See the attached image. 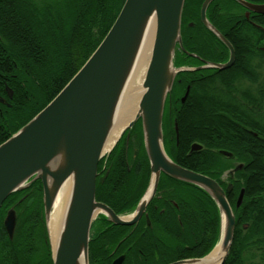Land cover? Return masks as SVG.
Instances as JSON below:
<instances>
[{"label": "water", "instance_id": "95a60500", "mask_svg": "<svg viewBox=\"0 0 264 264\" xmlns=\"http://www.w3.org/2000/svg\"><path fill=\"white\" fill-rule=\"evenodd\" d=\"M185 0H125L115 21L100 44L62 90L27 124L0 144V207L14 192L27 188L33 181L42 184V203L52 264H89V236L92 222L104 215L115 225H131L138 220L153 197L160 174L201 189L215 204L220 229L217 243L201 258L179 260L171 264H213L219 246L229 253L235 217L218 183L206 176L181 167L164 150L162 118L164 105L180 72L193 71L174 66L176 48L185 49L181 39V17ZM201 21L228 49L224 64L208 63V68L224 70L234 62L231 44L205 18ZM257 15H264V5H250L237 0ZM153 40L147 63L138 111L122 132L140 120L145 154L149 164V181L131 219L115 215L95 200L97 165L106 153L110 131L122 104L126 85L150 25ZM196 57V55H190ZM11 96V95H10ZM185 99V96L184 98ZM184 101V100H183ZM0 102H4L0 99ZM194 144L192 150L199 149ZM69 184L67 212L60 238L54 249L47 226L61 187ZM151 189L149 197L144 200ZM228 190V189H227ZM241 189L236 201L243 200ZM4 230L12 240L16 216L10 210ZM244 228H247L245 226ZM122 258L113 264H120Z\"/></svg>", "mask_w": 264, "mask_h": 264}, {"label": "trees", "instance_id": "16d2710c", "mask_svg": "<svg viewBox=\"0 0 264 264\" xmlns=\"http://www.w3.org/2000/svg\"><path fill=\"white\" fill-rule=\"evenodd\" d=\"M124 1L48 0V12H0V98L7 101L5 106L0 104V144L37 115L83 66L107 34ZM189 13L182 11V21L184 17L185 21L181 28V38L188 51L200 52L203 51L202 42L206 39L204 28L200 23L192 29L185 26L189 19ZM256 20L264 26L263 15H257ZM236 36L241 41L264 40V33L257 29L252 31V28L242 27L234 33L231 41L235 46L236 61L232 69L224 71L226 81L224 89L229 93L234 92L233 81L242 78V74L236 69V66L243 65L247 76H250L252 82L256 84V94L245 95L242 93L240 95L239 93V97L232 94L230 96L227 94L224 96L203 94L198 96V107L192 109L191 112H184L188 104L180 107L181 112L177 114L178 120L188 121L196 111L203 109L209 113V121H218L220 120V110L216 107L222 104L264 105V77L261 74L264 63H256L255 66L241 63L239 58L245 52L242 46H236ZM192 44L195 45V48H192ZM253 55L264 59L263 52L257 51ZM228 56L227 51L224 50L221 58L226 60ZM179 76L183 78L181 83H177L175 79L172 87L173 93H177V95H181L183 92L187 72H180ZM7 89L12 92L11 99L5 95ZM260 114H264V112L257 110V115ZM259 119L257 118V120ZM216 129L220 130V128ZM140 130L142 136L141 126ZM256 130L259 132V137L264 139V128L257 127ZM178 131V151L179 148H183V151H180V155L174 153V162L181 167L215 180L216 176L212 173L220 164L214 157L215 155L211 154L204 158L202 153L185 155L191 142L202 141L201 129L180 125ZM173 135L172 133L170 137ZM172 143L174 146L173 140ZM142 153L146 156L144 145ZM146 162L148 163V160ZM250 163H252L250 167L255 165L256 168L262 169L257 176L260 178L259 181L264 184V159L249 161ZM148 169L149 164H146L145 183L150 175ZM111 172V176L105 182L110 186L107 190L109 193L117 194L126 191L130 182L132 187L135 184L133 180L130 182L127 180L122 163L114 165ZM173 181L178 186H190L200 193H204L192 185L174 179ZM101 186V182H97V189ZM237 191L238 188H236V194ZM27 193H29L28 196H26ZM21 198H23L22 201L17 203ZM99 200L102 199L99 198ZM198 201L199 203H194L191 208H183L180 220L176 223L175 245L171 255L157 257L146 251L148 254L138 255L134 251L132 258L128 256L125 264H168L207 255L217 243L220 219L218 210L210 198L209 201L216 211L214 217L213 215L205 216L200 199ZM13 203H17L16 226L13 238L10 240L2 227V209L4 212ZM134 205L135 201L125 209L130 210ZM1 208L0 264H52L44 221L41 182L35 180L29 187L12 193ZM235 215L233 240L224 264H244L240 262L242 253L252 252L254 249L264 250V190H255L251 185H247L244 201L241 207L236 209ZM243 225H247V228L243 229ZM93 245V242L89 245V263L110 264L104 255L96 256L92 252Z\"/></svg>", "mask_w": 264, "mask_h": 264}, {"label": "flooded vegetation", "instance_id": "af4514ba", "mask_svg": "<svg viewBox=\"0 0 264 264\" xmlns=\"http://www.w3.org/2000/svg\"><path fill=\"white\" fill-rule=\"evenodd\" d=\"M206 1L208 0L184 1L183 12H190L185 26L192 29L200 23L204 28V35L207 40L205 39L202 42L203 51H188L183 45V40L182 45L185 52L179 47L175 51L174 66L177 68L186 67L193 69V71L187 72L182 94L177 95V93H173L172 89V93L167 97L164 105L162 118L164 150L172 161H175V152L180 155V151H183V148H179L178 151L179 126L190 127L189 121L178 120L177 118V114L181 112V106L188 104L184 112H191L192 109L198 107V96L203 94L207 96L217 94L230 96L232 94L235 97L236 95L239 97V93L240 95L242 93L245 95L256 94V84L252 82L250 76H247L243 65L236 66V69L241 72L242 78L233 81V93H229L228 90L224 89V82L226 83L224 71L235 66V46L231 41L234 33L238 32L242 27L245 29L252 28V31L257 29L264 33V26L257 22V14L253 13L255 11L245 8L237 0H210L204 11L205 18L231 44L234 50V62L228 69L224 70L208 68V63H226L228 59L223 60L221 56L224 50L227 51L228 55L229 51L201 21L200 12H202V6ZM244 1L250 5H264V0ZM47 8L48 0H0V12L5 13L48 12ZM226 18L227 20H225ZM184 21L185 17L183 21L181 17V28ZM235 40L237 47L242 46L244 48L245 53L239 58L241 63L254 66L256 63H264V59L253 55L257 51L264 53V40L258 42L255 40L241 41L237 36ZM192 48H195V45ZM190 55H196V57ZM179 74L175 79L180 84L183 78ZM201 86L203 87L201 88ZM5 95L9 99L12 98V92L8 89ZM184 96L185 99H183ZM0 99L4 101L3 103L0 102V104L5 106L7 101L4 98ZM216 108L220 110V120L205 121L203 123L204 126H201L202 141L191 142L185 155L190 156L192 153H202L203 158L211 154L215 155L214 157L218 159L220 164L216 166L212 174L216 176L215 181L218 185L226 192V198L232 208L234 217H236L235 211L241 207L244 201L245 187L247 185H251L255 190H264V184L259 181L260 178L257 176L262 169L256 168L255 165L250 167L252 163L249 164V161L264 159V139L259 137V132L256 130L257 127L264 128V114L257 115V110L264 112V105H247L245 103L237 105L222 104ZM257 118L260 119L257 120ZM140 126L141 121L138 120L131 129H127L124 132L121 131L113 146L106 151L97 165L96 202L106 205L115 215L129 219H131L130 217L134 213L139 200L144 195L149 181L148 177L145 183L146 164L148 163L146 162V156L142 153L143 143ZM216 128H220V130L218 131ZM172 133L174 135L170 137ZM172 140L174 141V146ZM194 144L199 145L200 148L193 151L192 146ZM120 163L124 167V175L127 180L129 182L133 180L135 184L132 187L130 182L126 191L124 190L117 194L109 193L107 190H109L110 186L106 185L105 182L111 176L113 166ZM97 182L102 184L98 189ZM236 188H238L237 194ZM241 189L244 190L243 200L237 208L236 201ZM28 195L29 193L26 194V196ZM23 198L19 199L17 203H20ZM99 198L102 200H99ZM199 199L205 216L213 215L214 217L216 214L215 208L205 193H200L190 186H178L173 179L161 173L153 197L138 220L131 225H115L104 215L96 217L91 224L89 236V245L91 242L94 244L92 252L96 256H100L99 254L104 255L108 258L110 264L120 258H122L120 264H125L128 256L132 258L134 251L138 255L148 254L146 252H150L157 257L171 255L175 245L176 223L180 220V214H182L183 208H191L194 203H199ZM134 201V207L126 210L125 207L131 206ZM17 203L8 206L4 212L1 208L3 204L0 207L3 215V229V221L7 213L13 210L16 216ZM119 210L121 211L118 212ZM245 226L247 225H243V229H246L244 228ZM240 262L244 264H264V250L254 249L252 252L242 253ZM171 263L174 262L168 264Z\"/></svg>", "mask_w": 264, "mask_h": 264}, {"label": "bare ground", "instance_id": "6f19581e", "mask_svg": "<svg viewBox=\"0 0 264 264\" xmlns=\"http://www.w3.org/2000/svg\"><path fill=\"white\" fill-rule=\"evenodd\" d=\"M153 40V25L148 28L140 51L134 63L132 72L128 79L122 104L114 121L113 127L109 134L108 145L106 151H108L117 138L119 137L122 129L127 123L134 118L138 111V102L142 93V83L147 67V63L150 57ZM70 186L65 184L61 187L60 191L56 195L55 202L52 210L47 216V226L53 248H56L58 240L60 238L61 231L64 226L66 212H67V200ZM151 193L149 190L146 200ZM225 255V248L219 246L213 255V264H218ZM80 264H84L83 260H80Z\"/></svg>", "mask_w": 264, "mask_h": 264}, {"label": "rangeland", "instance_id": "374dc122", "mask_svg": "<svg viewBox=\"0 0 264 264\" xmlns=\"http://www.w3.org/2000/svg\"><path fill=\"white\" fill-rule=\"evenodd\" d=\"M261 74H262V77H264V68L261 69ZM196 114H198V115H196ZM208 118H209V113L206 112L205 110L200 109V110L196 111L195 115H193L188 120L189 123H190V128H192V129H201V126H204L203 123L205 121H209Z\"/></svg>", "mask_w": 264, "mask_h": 264}]
</instances>
